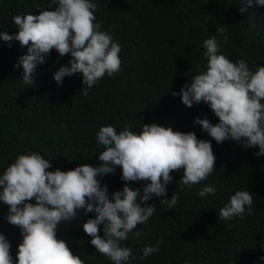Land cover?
Here are the masks:
<instances>
[{"label":"trees","instance_id":"obj_1","mask_svg":"<svg viewBox=\"0 0 264 264\" xmlns=\"http://www.w3.org/2000/svg\"><path fill=\"white\" fill-rule=\"evenodd\" d=\"M97 4L94 23L112 36L121 51L118 73L105 77L82 94V73L65 77L57 84L55 72L70 66L71 55L60 57L53 49L38 64L34 84L23 83V68L17 67L27 47L18 41L0 39V175L17 156L39 152L56 168L67 171L83 163L98 167L104 150L96 135L102 126L117 133L125 127L140 132L142 125L156 123L176 131L195 132L199 139L211 140L216 156L215 170L206 181L191 188L180 186L183 172H172L167 198L179 196L173 209L155 204L156 212L139 224L121 246L132 249L128 264H264V156L259 148L244 149L235 141L217 144L195 119L218 123L204 103L191 108L182 103L179 93L191 78L206 70L203 42L216 36L218 54L232 62L247 61L252 71L264 66V6L252 4L244 12L245 0H92ZM51 0H0V33L14 35L16 15H39ZM224 28V33L217 28ZM227 42H224V36ZM264 103V101H262ZM122 170L97 177L107 185L111 198L126 183ZM144 181L131 182L140 189ZM211 185L215 194L199 197L197 192ZM253 196L254 215L219 220V209L236 191ZM31 202H35L34 200ZM9 208L0 202V233L11 244L15 261L22 234L7 222ZM95 213H77L73 221L58 226V238L65 240L85 264H113L96 252L83 230V223ZM103 236V225L100 226ZM136 233H139L137 236ZM160 251L140 259L145 246Z\"/></svg>","mask_w":264,"mask_h":264},{"label":"clouds","instance_id":"obj_2","mask_svg":"<svg viewBox=\"0 0 264 264\" xmlns=\"http://www.w3.org/2000/svg\"><path fill=\"white\" fill-rule=\"evenodd\" d=\"M254 2L264 6V0H245L246 6L240 11H246ZM53 5L55 10H43L39 15H16V33H0V39L15 40L27 47L17 67L22 66V82L28 85L34 84L37 65L44 63L53 49L60 57L70 54V66H61L54 79L62 85L65 77L82 73L83 84L87 85L82 94L87 95L106 74L112 77L119 72L121 48L110 34L100 30L101 24L94 23L97 4L92 0H51L49 7ZM224 31L217 28L220 34ZM203 47L206 70L172 95H179L189 108L201 103L210 107L218 123L198 117L195 123L217 144L235 141L244 149L258 147L255 155L264 156V66L252 71L246 60L234 63L218 54L221 44L216 36L206 39ZM96 141L104 149L98 155L102 162L98 167L83 163L67 171H49L53 167L50 160L39 152H29L17 156L0 175V202L9 208L7 222L18 227L23 237L14 261L11 244L0 233V264H85L65 240L58 238V226L75 220L81 210L95 213V218H89L82 227L96 252L113 264H128L130 258L134 259L132 249L120 242L128 240L139 224L154 215L157 207L147 202L155 196L163 197L161 205L169 209L177 204V193L167 198V185L174 179L171 173L182 171L179 185L191 188L206 181L216 169L211 140L170 126L144 124L138 133L129 127L117 133L112 126H102ZM117 167L126 183L110 198L107 185L97 177L114 174ZM138 181L146 182L142 192L130 187L131 182ZM215 192L209 185L197 195L205 197ZM252 205L249 191H236L219 209V220L234 216L242 219L246 210L248 215H254ZM159 251V244L145 246L140 259Z\"/></svg>","mask_w":264,"mask_h":264}]
</instances>
